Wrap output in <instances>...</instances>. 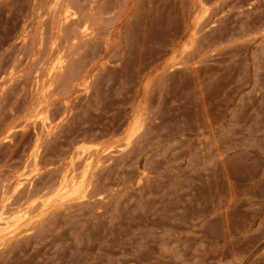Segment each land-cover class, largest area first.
Instances as JSON below:
<instances>
[{
    "label": "rangeland",
    "instance_id": "374dc122",
    "mask_svg": "<svg viewBox=\"0 0 264 264\" xmlns=\"http://www.w3.org/2000/svg\"><path fill=\"white\" fill-rule=\"evenodd\" d=\"M0 264H264V0H0Z\"/></svg>",
    "mask_w": 264,
    "mask_h": 264
}]
</instances>
